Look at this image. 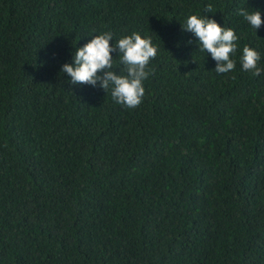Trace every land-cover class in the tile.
Returning a JSON list of instances; mask_svg holds the SVG:
<instances>
[{"label": "trees", "instance_id": "obj_1", "mask_svg": "<svg viewBox=\"0 0 264 264\" xmlns=\"http://www.w3.org/2000/svg\"><path fill=\"white\" fill-rule=\"evenodd\" d=\"M240 9L264 20V0H0V264H264V73L240 64L264 67V26ZM191 15L240 37L233 72ZM109 31L159 50L137 108L61 72Z\"/></svg>", "mask_w": 264, "mask_h": 264}, {"label": "clouds", "instance_id": "obj_2", "mask_svg": "<svg viewBox=\"0 0 264 264\" xmlns=\"http://www.w3.org/2000/svg\"><path fill=\"white\" fill-rule=\"evenodd\" d=\"M205 13H212L213 6L207 5ZM239 15L244 17L252 29L257 32L264 26L262 13L259 10L252 12L240 9ZM182 30L193 34L197 39L199 50L211 55L216 63L214 71L217 74H228L235 70L236 55L240 37L231 28L221 27L208 15H191L186 19ZM113 33L105 32L94 36L83 45L76 48L72 63H65L61 72L71 78L72 85L99 86L105 92L111 90L112 100L128 109L137 108L145 96L144 81L152 74L150 62L156 59L158 48L153 45L150 37L142 38L136 32L115 42ZM113 53H117L124 75L114 70ZM259 53L248 45L242 49L240 64L242 70L251 72L254 76L264 73L260 66Z\"/></svg>", "mask_w": 264, "mask_h": 264}]
</instances>
